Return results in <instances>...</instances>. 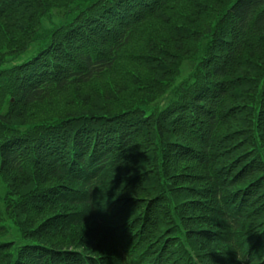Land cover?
Instances as JSON below:
<instances>
[{"label": "trees", "instance_id": "obj_1", "mask_svg": "<svg viewBox=\"0 0 264 264\" xmlns=\"http://www.w3.org/2000/svg\"><path fill=\"white\" fill-rule=\"evenodd\" d=\"M36 39L0 68V264H264V0H0V63Z\"/></svg>", "mask_w": 264, "mask_h": 264}, {"label": "rangeland", "instance_id": "obj_2", "mask_svg": "<svg viewBox=\"0 0 264 264\" xmlns=\"http://www.w3.org/2000/svg\"><path fill=\"white\" fill-rule=\"evenodd\" d=\"M62 12H64V9H62L59 12L58 8H54L50 11L49 15H45L42 20L40 21L39 24V35L42 38L44 35L47 34V32L49 30H51L52 27L55 26L56 23H58L60 21V14L62 15ZM46 45V42L42 43V40L40 39H36L34 40L29 48L24 51L23 53L19 54L18 56H8V57H4L2 63H0V68H7L10 67L14 64H18V63H22L23 61L32 58L34 55H36L44 46ZM7 52L6 50H4L2 53ZM190 61L185 60L181 69V75L179 76V78L177 79V84H179V82H181L182 79H185L187 74L190 71V65H189ZM178 86V85H177ZM176 87V86H175ZM174 87V88H175ZM77 92L75 89L72 90V95L76 94ZM67 98H64V100L61 101V103H57L60 104L57 107H61L62 109H66L70 106H72L74 103H78L79 104V98L77 96L72 97L70 95L67 96ZM72 97V98H71ZM82 97V96H81ZM173 90L170 89L168 92H166V94L163 96L162 98V103L165 105L167 104L172 98H173ZM90 99V98H80V103L84 104L85 100ZM75 100H78V102H76ZM91 103L95 106V103L91 101ZM87 107V106H86ZM49 109H51L48 106V110L45 111V113L50 112ZM62 112H65V110H62ZM6 190H7V186L5 184V182L2 180V178L0 177V193L1 196H6L3 200H2V204H0L1 208H0V217H1V222L6 224L8 226V231L0 237V240H5V241H11L13 242L17 247L20 246L21 244H24L25 242H27L28 240L26 238H24L22 230H24V228L20 225V223L17 221L16 219V215L17 213L11 212V210H9V208L7 209V207L5 206V202L8 199V195H6ZM25 216H27L26 214H24ZM28 218H30L29 216H27ZM22 224V223H21ZM23 225V224H22ZM24 226V225H23ZM25 227V226H24ZM35 224H32L29 228H34Z\"/></svg>", "mask_w": 264, "mask_h": 264}, {"label": "clouds", "instance_id": "obj_3", "mask_svg": "<svg viewBox=\"0 0 264 264\" xmlns=\"http://www.w3.org/2000/svg\"><path fill=\"white\" fill-rule=\"evenodd\" d=\"M238 259H239V257H238Z\"/></svg>", "mask_w": 264, "mask_h": 264}]
</instances>
